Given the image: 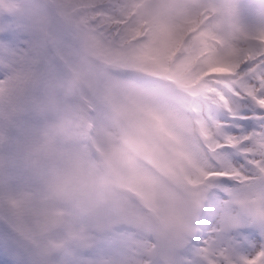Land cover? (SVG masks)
I'll use <instances>...</instances> for the list:
<instances>
[{"label": "rangeland", "instance_id": "1", "mask_svg": "<svg viewBox=\"0 0 264 264\" xmlns=\"http://www.w3.org/2000/svg\"><path fill=\"white\" fill-rule=\"evenodd\" d=\"M66 1L58 3L55 12L65 15L68 26L55 22L45 34L42 28L49 17L45 6L41 7L38 0H8L15 15L0 49V251L6 246L10 258L19 264H51L54 257H50V252H57L63 245L73 256H69L70 264H179L175 248L188 231L195 195L202 187L214 186L217 180L216 173L210 176L209 184L205 175L198 183L193 182V171L199 174L221 170L252 180L220 185L224 193L213 201L207 232L192 264H264V128L242 143L241 154L231 153L232 163L221 159L218 145L203 138L206 127L193 135L197 153L188 140L167 159L164 148H158L163 140L161 125L170 130L178 145L187 138L177 106L183 100L176 94V87L168 83L163 88L150 79V83H144L132 75L134 71L128 70V74L114 67L160 75L167 82L173 74L186 81L185 70L169 60L159 69L153 65L148 66L150 70L140 68L141 45L127 49L138 50L128 54L117 50L120 42L100 36L106 32L110 36L111 28L119 30L118 26L112 27L113 19L96 17V25L103 24L106 32L87 34L82 27L97 14L84 7L97 0H71L68 9H62ZM252 2L208 3L227 6L226 13H215V22L221 21L244 37L261 39L264 12L251 15ZM170 8L168 0H142L135 11L140 10L139 16L149 18L152 28L154 16L160 18L159 9ZM192 37L196 39L197 35ZM260 50H264V45ZM252 52L247 49L244 53L248 56ZM258 57L249 58L250 66L237 76L246 77L249 82L250 88L241 89L240 93L250 96L246 101L254 106L252 117L256 119L264 118V97L258 98L256 91L257 82L261 81L264 93V64H258ZM103 58L114 65H103ZM67 74H80L84 87L69 81ZM232 77L231 74L227 79ZM179 89L188 95L182 85ZM82 98L94 102L100 118L96 137L102 169L80 137ZM99 102L104 106L108 103L109 108L101 109ZM129 111L134 119L129 125L136 132L123 123L126 135L119 134L112 119L119 121L121 112V120L127 121ZM3 122L6 128L1 133ZM221 122L224 127L229 125ZM220 130L213 129V133ZM229 130L238 132L240 127L230 126ZM124 138L141 154L131 156ZM103 159L110 161L104 163ZM58 162L64 166L53 175L50 170ZM112 162L119 176L115 185L107 181L103 167V163L106 166ZM124 188L134 196L126 194ZM63 213L67 234L75 239L56 233L54 224Z\"/></svg>", "mask_w": 264, "mask_h": 264}, {"label": "trees", "instance_id": "2", "mask_svg": "<svg viewBox=\"0 0 264 264\" xmlns=\"http://www.w3.org/2000/svg\"><path fill=\"white\" fill-rule=\"evenodd\" d=\"M65 1L66 0H58V3L61 5V3L64 4ZM168 2L171 3L169 11L159 9L160 18H158L157 23L162 22L163 27L162 25L160 27L154 25V27L151 28L149 38L144 41L141 46V61L139 62L140 68L150 70L148 68L149 65H153L157 69L163 66L168 58L169 52L174 49L180 32L186 25L194 21L196 7L192 5L189 0H168ZM129 4L130 2H127L126 6H129ZM118 5L119 4L116 3V6L112 8L116 15V19L123 18L125 15V11L118 14ZM110 15H113V12L110 13ZM54 17L60 21L61 14L55 13ZM138 22L139 19L136 22L131 23L135 29ZM132 25L123 28L121 33L126 34L131 29ZM263 27H261V29ZM135 29H133V32H135ZM224 37L227 41V45L222 51L217 49V45L212 39L206 38L195 48L188 49L187 53L177 63L182 71L185 70L186 81L180 80L178 74H173L171 78L174 82L169 83L178 85L189 84L192 83L193 77L197 72L214 70L215 67L236 66L241 59H243L244 52L247 49L251 47L256 49V45L250 43L244 36L233 30H230L229 34ZM204 50H206V53L198 59L197 64L192 66L191 58L194 55L201 54ZM165 87H168V85H165ZM176 94L181 97V100H183V92L180 91V94L176 92ZM231 102L232 106H234L235 101L231 100ZM181 111L183 112V110ZM192 149L193 152L197 153V150L194 147H192ZM198 179L199 174H195L194 181H197Z\"/></svg>", "mask_w": 264, "mask_h": 264}, {"label": "snow or ice", "instance_id": "3", "mask_svg": "<svg viewBox=\"0 0 264 264\" xmlns=\"http://www.w3.org/2000/svg\"><path fill=\"white\" fill-rule=\"evenodd\" d=\"M9 36V32L6 29L5 31V38ZM0 264H19V261L13 260L10 258V253L5 246V249L3 251H0Z\"/></svg>", "mask_w": 264, "mask_h": 264}, {"label": "clouds", "instance_id": "4", "mask_svg": "<svg viewBox=\"0 0 264 264\" xmlns=\"http://www.w3.org/2000/svg\"><path fill=\"white\" fill-rule=\"evenodd\" d=\"M253 7H258L261 10H264V0H259V5H255Z\"/></svg>", "mask_w": 264, "mask_h": 264}, {"label": "bare ground", "instance_id": "5", "mask_svg": "<svg viewBox=\"0 0 264 264\" xmlns=\"http://www.w3.org/2000/svg\"><path fill=\"white\" fill-rule=\"evenodd\" d=\"M59 235H61V236H65V235H63L62 233H61V227H60V229H59ZM63 252H60L58 255H60L61 256V258H59L60 260H64V253L62 254Z\"/></svg>", "mask_w": 264, "mask_h": 264}]
</instances>
